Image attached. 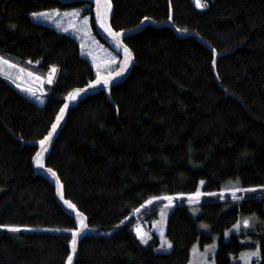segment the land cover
<instances>
[{
  "label": "trees",
  "instance_id": "16d2710c",
  "mask_svg": "<svg viewBox=\"0 0 264 264\" xmlns=\"http://www.w3.org/2000/svg\"><path fill=\"white\" fill-rule=\"evenodd\" d=\"M111 4L115 30L134 28L143 18L162 23L171 15L180 33L197 37L143 26L123 39L134 65L109 98L98 91L69 108L44 165L92 228L77 242L72 264H185L190 246L213 234L215 264H239L230 255L257 242L258 264H264V189L237 192L240 200L204 195L232 179L237 189L264 185V0H207L203 8L191 0ZM91 7L83 1L0 0V55L38 74L57 67L41 104L0 75V224L29 226L0 229V264L66 263L75 221L31 160L62 97L96 75L73 37L29 15L79 9L106 45L95 32ZM198 189V201L187 197L169 208V251H154L155 237L141 243L132 232L161 205L141 208L145 200ZM243 217L262 222L263 229L250 232L249 241L240 240L242 233L223 239ZM198 221L209 232H200Z\"/></svg>",
  "mask_w": 264,
  "mask_h": 264
},
{
  "label": "rangeland",
  "instance_id": "374dc122",
  "mask_svg": "<svg viewBox=\"0 0 264 264\" xmlns=\"http://www.w3.org/2000/svg\"><path fill=\"white\" fill-rule=\"evenodd\" d=\"M93 1H94V6L96 7L98 25L100 29L103 32L105 31L104 33H106V28L107 29L110 28L107 20V15L109 11V8L107 7V0H99V4L97 3V0H93ZM191 1L193 5L197 7L196 0H191ZM197 8H201V7H197ZM75 10H76L75 12L62 11V10L56 11L55 14L53 13L50 14L53 15V19L51 21L48 20L47 18H45V21L48 24L52 25L53 27L64 31L65 33H68L71 37H73L77 41L79 45V51L81 52L80 54H82V56L89 61L93 73L95 75H97L98 71L100 75H105L111 71H114L117 67L118 61H120L119 58L121 57L118 56V54L114 53L112 50H110V48L107 45H104L97 39V37L94 35L90 27L89 15H85L88 17L87 21H85L84 20L85 16L79 15V9H75ZM111 31L117 32L118 30L112 28ZM106 34L109 35L110 32L108 31ZM121 67L122 65H120L119 69ZM51 69L52 67H50L49 70L46 71L44 74H38L28 69L26 66H23L22 64L15 63L13 60H11L10 64L5 63L4 65V70H8V73L10 74L6 72L5 73L20 88V91L26 93L31 98H34L36 101H41L44 98L46 85L50 84L48 80L51 74ZM54 75H52V80L54 78ZM92 80H94V78ZM68 95L69 93L66 95L65 101L61 106L65 105L66 102L69 105L70 103H73L76 100L75 99L74 101H69ZM78 95L79 94H77V97ZM37 97H40V99H37ZM59 109L57 113L59 112ZM237 187H238L237 181L232 179L224 182L221 189H225V190L230 188L237 189ZM221 189L219 191L207 192L204 195L220 196V197L226 194L232 195V193L228 191L221 192ZM208 193H217V195H208ZM238 193L243 194L244 192H238ZM171 196H173V203H176L177 201L188 197V196L176 197L175 195H171ZM65 201L66 199L64 200V202ZM167 203H168L167 200L161 197L160 200L161 205L156 207V212L152 216H150L147 220L145 219L144 221L140 220L131 226L133 230L132 232L136 235V231H135L136 225H140L143 229V233L147 234L148 241L151 238L155 237L156 242L155 245L153 246V250L156 252H167L170 250V248L158 247L162 239L160 235L161 229H163L165 234L166 216L170 208V207L167 208L165 207ZM148 206L149 205H145L143 208H146ZM71 209L74 210L76 213H78L74 208ZM193 209H196V211H193ZM198 211L199 210L197 206H192L190 208V212L194 217L198 215ZM246 218L253 221L252 227L249 228L244 227L243 221ZM77 220H80L79 216H77ZM238 222H239V227L234 229L233 225L237 224ZM204 225L207 224L203 221H198L199 231L204 233L209 232L208 225L207 227H204ZM87 229L88 231H92V228H90L88 225H87ZM262 229H263L262 222H256L255 219L251 217H243L242 219H238L228 229H226L222 234V238L227 239L230 233H236V234L242 233V235L239 237L240 240L249 241L250 232L262 230ZM226 231L228 232L227 236H225ZM70 240H72V238ZM217 241H218V236L214 234L207 242L203 244H200L199 242L195 241L189 248L188 260L186 261L185 264H215L214 254L217 248ZM256 248L257 247L246 248L238 252L236 255H230V262L231 263L237 262L239 264H258L259 258L251 257L250 260L248 258V254L252 251H255Z\"/></svg>",
  "mask_w": 264,
  "mask_h": 264
},
{
  "label": "snow or ice",
  "instance_id": "6c2138e0",
  "mask_svg": "<svg viewBox=\"0 0 264 264\" xmlns=\"http://www.w3.org/2000/svg\"><path fill=\"white\" fill-rule=\"evenodd\" d=\"M97 3L99 4V0H97ZM196 5L197 7H206L207 5V0H196ZM107 7L110 8L111 7V0H107ZM57 10L53 9L52 13L55 14ZM76 10H73V12H75ZM30 15L32 16H45L48 20H52L53 19V15H49L47 14V10L43 11V12H32L30 13ZM88 17L85 16L84 20L87 21ZM169 19H171V16L169 17ZM12 27H15L14 25ZM110 32L111 35L113 36H119L120 33L118 32H112L110 28L106 29ZM121 31H123V29H121ZM124 49L126 52H128L129 50L127 49V45H124ZM213 53L215 54V50H213ZM131 60V55L129 54L128 57L125 59V61L122 64V67L119 69V71L117 72H109L106 76L100 75L99 71L97 72V76L96 79L89 81L88 84H86L84 86V88H77L75 89L73 92L69 93L68 95V100L69 101H74L77 98V94H81L83 93L86 89L93 87V86H97L100 85L101 83L103 84L104 87H108L109 82L113 79V77L119 76L121 73L124 72L125 68H127L128 66V61ZM0 61H2L3 63H8L10 64L11 61H7L4 60V58L2 56H0ZM57 71V67L55 65L52 66L51 69V74L49 76V80L48 82L51 84L53 82L52 80V75H54ZM37 99H40V97H37ZM68 106L67 102L65 103V105L61 106L59 112L56 114L55 117V121L53 122L52 126H51V130L48 132L47 135H45L43 137L42 140L39 141V143L41 145L46 144V142H48L52 136H53V132L55 131V129L57 128V126L59 125L60 121L63 118V114L65 112V108ZM44 154V149L42 148L40 152H38L34 157V161L37 165H42L43 161L41 159V157ZM49 172L52 173L53 176L56 175L55 171L51 168L48 169ZM201 183H204V181H201ZM256 187H259L261 189H264V185H259V186H253L250 188H246V189H235V188H230V189H221V192L224 191H228L230 193H232L233 195V199L234 200H240L241 197L237 195V192H252L255 190ZM176 197H180V196H188L189 198H191L193 201H198L199 197H201L203 195V193H201L199 191V189L196 192H190V193H175L174 194ZM208 195H217V193H208ZM223 198V197H221ZM163 199L167 200V204L165 205V207H171L172 203H173V196H165L163 197ZM161 200V197L159 196H152L149 199L145 200L143 205H141V208H143L145 205H152L153 203L159 202ZM66 204H68V206L70 208H75L76 206L74 204L71 203V201H65ZM193 211H196V209H193ZM80 215H83L82 213H80ZM127 219V218H125ZM80 223V227L78 228H74L71 229V233H72V240L69 241V244L71 245V251H69L67 257H66V264H72V260H73V253L76 251V241L78 238V235L82 233V231L87 228V225L84 224L82 221H79ZM243 225L246 228L252 227L253 226V221H251L250 219H244L243 221ZM29 226L28 225H19V224H0V229H7L9 231H19L21 228L27 229ZM204 227H207V225H204ZM239 227V222L237 224L233 225V228H238ZM136 236L139 238L141 243H148V238H147V234L143 233L140 229H136ZM161 235V243L158 245V247L160 248H171L173 246V242L169 239H167V237L164 234L163 229H161L160 232ZM228 235V232H225V236ZM260 243L257 242V248L255 251H252L248 254V258L249 260L251 259V257H257L259 258L260 256Z\"/></svg>",
  "mask_w": 264,
  "mask_h": 264
},
{
  "label": "water",
  "instance_id": "95a60500",
  "mask_svg": "<svg viewBox=\"0 0 264 264\" xmlns=\"http://www.w3.org/2000/svg\"><path fill=\"white\" fill-rule=\"evenodd\" d=\"M58 2L62 3V4H67V3H73L75 1H83V2H88L91 4V15H92V18H93V21H94V29H95V32L96 34L105 42V44L110 48V50H112L114 53L118 54V56H120L121 58L120 61H118V64H117V67L114 71H111V72H117L119 71V67L120 65L123 64V62L125 61V59L128 57V55L130 54L131 55V60L128 61V66L127 68H125L124 72L121 73L119 76H116V77H113V79L109 82V85L108 87H104L103 84L101 83L100 85H97V86H93V87H90L88 89H86L83 93L79 94L78 97L76 98V100L73 102V103H70L66 109H65V112L63 114V118L62 120L60 121L59 125L57 126V128L55 129V131L53 132V136L52 138L46 142V144L44 145H41L39 143V141H36L34 142V144H36L37 146V150L36 152L34 153V155L32 156V160H31V165H32V168L34 169L35 171V174H38V175H41L43 176L44 178H46L54 187V190H55V198H56V201L57 203L64 209V211L69 214L71 217H73L74 221H75V225H76V228L80 227V223L79 221H82L84 224L87 225L86 223V218L83 216V215H80V212L76 210V208H74L78 213H76L74 210H72L68 204H65L64 202V197H63V193H62V187H61V184L57 178V175L53 176L51 172L48 171L49 168H47L45 165H44V161H45V158L49 152V149H50V145L51 143L53 142V139L55 138V136L58 134V131L62 128L63 124H64V121H65V118H66V115H67V112L69 110V108H71L72 106H74L78 101L84 99L86 96L88 95H92V94H95L97 93L98 91H103L105 96L107 98H109V92H110V88L113 86V85H116L120 82H122L126 76L129 74L130 72V69L131 67L134 65V57H133V54L131 52V50L127 47V49L129 50L128 52L125 51L124 49V43H123V38L126 37V36H129L131 34H134L136 33L137 31H139L143 26L145 25H151L153 27H158V26H167L171 29L174 30V32L176 33V35L178 37H185V36H188V35H192V36H196V34L194 32H186V33H180L175 27L174 25L172 24L171 22V19L168 18V20H166L165 22H162V23H155L153 22L152 20L148 19V18H143L139 24L134 27V28H131V29H127V30H118L117 32L120 33L119 36H113L111 34H106L108 32V30H106V33H104L99 25H98V22H97V14H96V7L94 6V1L93 0H57ZM111 15H112V4H111V7L109 8V11H108V15H107V20H108V24L110 26V28L112 29L111 27V24H110V19H111ZM171 16V15H170ZM169 16V17H170ZM107 29V28H106ZM197 37V36H196ZM115 43V44H114ZM108 74V73H107ZM107 74L103 75V76H106ZM97 76V75H96ZM96 76L94 77V79H96ZM89 81L86 83L88 84ZM85 84V85H86ZM84 85V86H85ZM84 86H81V87H77V88H84ZM77 88H73L71 89L69 92L66 93V95L72 91H74L75 89ZM65 96L62 97V100L63 102L65 101ZM63 104V103H62ZM60 110V109H59ZM56 117V116H55ZM55 121V118L53 120V122ZM52 122V124H53ZM51 124V126H52ZM51 126H50V129H51ZM50 129L48 130V132L50 131ZM47 132V134H48ZM44 149V154L43 156L41 157L42 161H43V164L42 165H37L33 159V157L41 151V149ZM64 199V200H63ZM67 201V200H66ZM77 216L80 217V220H77ZM82 216V217H81ZM86 232H88V229L85 228L81 234L78 235V238H77V241H76V251H77V242L79 241L80 237L85 234ZM71 238H72V233H71ZM71 241V240H70ZM69 245V249L71 251V245L68 243ZM76 251L73 253V260L75 259V256H76ZM73 260H72V263H73ZM66 264V263H65Z\"/></svg>",
  "mask_w": 264,
  "mask_h": 264
},
{
  "label": "crops",
  "instance_id": "0c3cea01",
  "mask_svg": "<svg viewBox=\"0 0 264 264\" xmlns=\"http://www.w3.org/2000/svg\"><path fill=\"white\" fill-rule=\"evenodd\" d=\"M52 10L53 9H51V10H47V14H51L52 13ZM55 10H57V11H59L58 9H55ZM73 10H75V9H66V10H62V11H73ZM41 12H43V11H41ZM30 16V18L33 20V21H35V22H39V23H43V24H46V25H48V26H50V27H52L53 29H56V30H59V29H57V28H55V27H53L52 25H50V24H48L46 21H45V16H32V15H29ZM59 31H61V32H64V31H62V30H59ZM68 34V33H67ZM69 35V34H68ZM70 36V35H69ZM81 53V52H80ZM82 55V54H81ZM0 56H2V55H0ZM3 58H4V60H7V61H11V60H9V59H7L6 57H4V56H2ZM15 63H17V64H20V63H18V62H16V61H14ZM4 65H5V63H3L2 61H0V75L2 76V77H4L5 79H7L9 82H11L12 84H13V86L14 87H16L18 90H20V88L7 76V74L6 73H8V70H4ZM23 66H25V65H23ZM3 72V73H2ZM6 72V73H5ZM8 74H10V73H8ZM24 93V92H23ZM26 96H28L26 93H24ZM30 99H32V100H34L35 102H40L39 104H41L42 102H43V100H44V98L41 100V101H36L34 98H31L30 96H28Z\"/></svg>",
  "mask_w": 264,
  "mask_h": 264
},
{
  "label": "bare ground",
  "instance_id": "6f19581e",
  "mask_svg": "<svg viewBox=\"0 0 264 264\" xmlns=\"http://www.w3.org/2000/svg\"><path fill=\"white\" fill-rule=\"evenodd\" d=\"M123 39H124V38H123ZM62 103H63V102H62ZM61 105H62V104H61ZM137 228L140 229V230L143 232V229H142V227H141L140 225H136V229H137ZM131 229H132V228H131ZM136 229H135V230H136ZM144 232H145V230H144Z\"/></svg>",
  "mask_w": 264,
  "mask_h": 264
},
{
  "label": "built area",
  "instance_id": "2783aa9c",
  "mask_svg": "<svg viewBox=\"0 0 264 264\" xmlns=\"http://www.w3.org/2000/svg\"><path fill=\"white\" fill-rule=\"evenodd\" d=\"M133 231V230H132Z\"/></svg>",
  "mask_w": 264,
  "mask_h": 264
}]
</instances>
